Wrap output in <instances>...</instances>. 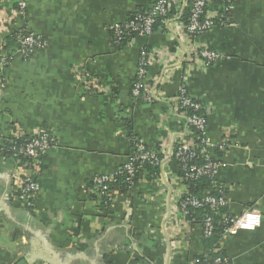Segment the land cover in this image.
<instances>
[{"label":"crops","instance_id":"1","mask_svg":"<svg viewBox=\"0 0 264 264\" xmlns=\"http://www.w3.org/2000/svg\"><path fill=\"white\" fill-rule=\"evenodd\" d=\"M19 1L0 0V60L10 59L0 68V264H195L203 232L176 211L175 162L155 179L140 174L108 207L89 191L93 177L127 162L131 137L150 152L170 151L181 132L169 104L131 95L142 50L163 51L165 66L175 47L190 49L179 22L116 47L108 27L154 0H24L23 12ZM229 1L223 23L199 38L218 59L187 74L185 86L209 106L208 141L229 139L215 174L227 212L261 216L255 230L222 237L223 254L232 264H264V0ZM19 31L43 41L27 59L18 42L1 48ZM172 67L149 69L167 98L177 95L183 76ZM40 132L55 145L41 158L37 198L26 209L15 199L6 143L16 133Z\"/></svg>","mask_w":264,"mask_h":264},{"label":"built area","instance_id":"2","mask_svg":"<svg viewBox=\"0 0 264 264\" xmlns=\"http://www.w3.org/2000/svg\"><path fill=\"white\" fill-rule=\"evenodd\" d=\"M189 7L187 24L180 21V13L185 7ZM175 8L176 15L168 17L171 8ZM26 8L24 0L19 1L18 10L23 12ZM231 9L229 0H154L146 13L135 14L122 23L108 27L112 37L113 45L122 47L132 46L136 39L147 38L155 30L158 18H162L161 26L166 23L178 21L186 39L190 43V49L184 53L169 56L168 64L164 66V52L157 49L142 50L138 61L137 79L132 87L133 99L141 100L144 103L153 101H164L169 104L171 113L177 118L180 124V133L172 141L170 151L162 150L159 158L156 152L148 151L140 141H135L127 162L117 168L115 172L107 176H96L89 181V191L95 197L98 205L108 207L118 194L111 186L121 177L128 189L135 186V178L145 165L162 167L164 164L173 161L177 164L181 175L174 178L177 183L178 197L176 198V211L187 220V207L200 209L207 207L216 215L227 206L225 189L223 185L214 183L206 196L198 200L189 196L185 181L196 180L201 177H208L215 180V174L220 166V161L215 157V152L224 154L229 148V139L224 138L217 145H212L205 134V122L210 109L205 102L197 103L196 98L187 95L186 76L191 72L204 71L217 59V55L209 50L199 41V38L211 31L215 26L223 23L224 18ZM18 54L21 58L27 59L32 52L43 45L39 37H35L24 31H19ZM154 64H162L164 70L176 67L182 71L183 76L179 82L178 93L175 97L167 98L158 89V84L149 72ZM9 62L4 58L0 60V68H6ZM2 83V78H0ZM93 83V82H91ZM159 83V82H158ZM194 112L203 111L205 115H188L187 110ZM55 145V138L48 132H40L31 137L16 133L10 139V145L6 148L10 152L9 159L14 164V171L11 174L12 181L16 186L15 199L26 209L33 206L39 191L37 176L40 171L41 158L45 152ZM199 157L204 165H189L188 161ZM142 174V173H140ZM139 174V175H140ZM148 175V173H145ZM216 195H213V194ZM224 235H234L237 231H253L261 224V216L255 211H246L238 217H223ZM203 237L208 238L213 232V220L205 217L201 223ZM213 264H228L226 259L216 258Z\"/></svg>","mask_w":264,"mask_h":264},{"label":"trees","instance_id":"3","mask_svg":"<svg viewBox=\"0 0 264 264\" xmlns=\"http://www.w3.org/2000/svg\"><path fill=\"white\" fill-rule=\"evenodd\" d=\"M147 11V10H146ZM146 11H138L135 14L138 13H146ZM175 8H171L169 13L167 14V18L169 17H174L176 15L175 13ZM134 14V15H135ZM180 21L184 24H187L188 21V17H189V7H185L182 9V12L180 13ZM134 15H132L131 17H133ZM130 17V18H131ZM129 18V19H130ZM161 20L162 18H158L157 22L155 24V29L161 26ZM17 33L12 36H8L5 38V42H2L1 48L2 50H6L7 48H9V46H12L13 44L18 42V37L16 36ZM116 47H121V45H115ZM4 59V58H3ZM8 62L10 61V59H6ZM187 95L188 92H187ZM190 96V95H189ZM195 102L197 103H201L202 100L201 99H196ZM188 115H194L197 114L199 116H203L205 115V113L203 111L199 112H194L192 110H187ZM206 118V117H205ZM132 141V148L134 145V142L137 141L134 137H131ZM10 145V140L7 141L6 143V148ZM157 156L159 158H161L162 156L159 154V151L156 152ZM6 155L9 157L11 154L10 152L6 151ZM222 154L215 152V157H217L218 159L220 158ZM189 165H204L203 160L199 159V157L193 158L192 160L188 161ZM180 170H178V174L181 175L182 172H179ZM140 173H148V177L149 179H155L159 176L160 174V167L157 166H152V165H145L143 167L142 170H140ZM139 173V174H140ZM139 174H137L136 178H135V185L137 184L138 181V177ZM124 179H122L121 177L117 178V182H115L114 184H112L111 188L114 191H117L118 194H124L126 193L129 189L127 187V185L123 182ZM214 183H217L215 180H212L208 177H201L199 179L196 180H187L185 181V185L187 186V191L189 193V196L194 197L198 200H202L207 194L206 191H210L212 188V185ZM16 194V192H15ZM213 194V193H212ZM216 195V194H213ZM224 215H229V213L227 212L226 208L222 209L220 211L219 215H216L215 213L211 212L207 207H203L200 209H194L192 207H187V220L190 222L189 224L193 225V224H199L201 225L202 221L205 219V217H210L213 220V232L211 234L210 237L208 238H204L203 237V242H204V246H203V252L200 255H197L194 257V261L195 264H213L214 259L216 258H221V259H226L228 264H232L227 257L223 254L222 248H221V239L222 237H224L225 233H224V225H223V217ZM232 217V216H230Z\"/></svg>","mask_w":264,"mask_h":264},{"label":"water","instance_id":"4","mask_svg":"<svg viewBox=\"0 0 264 264\" xmlns=\"http://www.w3.org/2000/svg\"><path fill=\"white\" fill-rule=\"evenodd\" d=\"M16 264H27L25 260H22V261H19L18 263Z\"/></svg>","mask_w":264,"mask_h":264}]
</instances>
